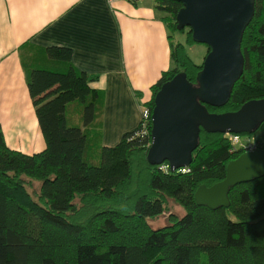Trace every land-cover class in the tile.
<instances>
[{
	"label": "trees",
	"instance_id": "16d2710c",
	"mask_svg": "<svg viewBox=\"0 0 264 264\" xmlns=\"http://www.w3.org/2000/svg\"><path fill=\"white\" fill-rule=\"evenodd\" d=\"M263 2L255 0L246 31ZM155 7L168 30L172 66L142 102L148 115L114 146L103 141L106 93L94 85L99 75L79 69L68 47L19 46L45 146L15 149L0 124V264H264V176L232 187L228 206L196 200L200 186L226 178L228 163L242 154L231 147L243 149L246 137L231 141L202 128L188 167L173 171L168 161L149 160L156 93L179 72L197 82L203 67L186 48L196 43L191 32L186 42L176 40L184 31L177 20L182 3L156 0ZM257 32L250 45L244 33V71L229 101L235 107L264 97L263 17ZM250 136L264 149V121ZM203 145L212 147L206 155ZM169 199L184 212L171 211L155 227Z\"/></svg>",
	"mask_w": 264,
	"mask_h": 264
},
{
	"label": "crops",
	"instance_id": "0c3cea01",
	"mask_svg": "<svg viewBox=\"0 0 264 264\" xmlns=\"http://www.w3.org/2000/svg\"><path fill=\"white\" fill-rule=\"evenodd\" d=\"M155 6L156 0H0V124L9 145L37 150L38 119L18 50L26 41L68 47L79 69L99 75L94 85L106 93V145L135 129L142 102L172 65L168 30Z\"/></svg>",
	"mask_w": 264,
	"mask_h": 264
},
{
	"label": "water",
	"instance_id": "95a60500",
	"mask_svg": "<svg viewBox=\"0 0 264 264\" xmlns=\"http://www.w3.org/2000/svg\"><path fill=\"white\" fill-rule=\"evenodd\" d=\"M179 29L190 26L193 39L207 44L203 68L192 82L184 72L164 82L155 95L149 160L168 161L171 169L188 167L199 146L201 127L214 132H253L264 121V98L251 99L235 112L210 113L232 95L244 71L242 40L254 18L255 0H175ZM264 176V149L243 152L227 166L226 178L196 192L200 205L228 206L232 187Z\"/></svg>",
	"mask_w": 264,
	"mask_h": 264
},
{
	"label": "rangeland",
	"instance_id": "374dc122",
	"mask_svg": "<svg viewBox=\"0 0 264 264\" xmlns=\"http://www.w3.org/2000/svg\"><path fill=\"white\" fill-rule=\"evenodd\" d=\"M261 12H260V17L258 18V17H256L255 18V20H254V22L250 25V27H249V29L247 30V31H245V37L247 38V44L248 45H250V43H252V41H254L255 39H256V37H257V35H258V32H257V27H258V23H259V21L262 19V17L264 18V2H263V5H262V7H261V10H260ZM180 30H184V31H182V33L181 32H179V33H176V40L177 41H182V42H186V34L187 33H190L191 32V35H192V38H191V41H195V40H192L193 39V33H192V30H191V28H190V26L188 27V26H186V27H184V28H181ZM169 39V38H168ZM196 42V41H195ZM186 48H187V50H188V52H189V54H190V56L192 57V59L196 62V63H203L204 62V60H205V58H206V56H207V54L210 52V47L207 45V44H204V43H199V42H196V43H194V44H190V43H187L186 44ZM258 62H261L260 61V59L258 60V59H256V60H254V59H252V63H258ZM251 63V64H252ZM170 66H172V65H170ZM203 68V67H202ZM263 71H264V69H263ZM194 82V81H193ZM195 84L197 83V82H194ZM250 87H252V86H250ZM258 90H260L259 88H258ZM232 96V95H231ZM261 98H264V97H261ZM230 99H231V97H230ZM230 99H229V101H230ZM256 99H260V98H256ZM229 101L227 102V103H225L224 105H221V106H215V107H217L216 108V110L215 111H209V109H208V105L209 104H207L206 105V107H207V109H208V111L210 112V113H216V114H222V113H227V112H235V111H238L239 109H241V107L244 105V103L242 104V105H240V106H238V107H235L234 105H231V104H229ZM145 105H143L142 104V114H143V110H145L144 107ZM211 106H214V105H211ZM144 107V108H143ZM104 112H106V109H105V111ZM127 114H129L130 115V118H129V120H133L134 118H131L132 116H133V114L131 113V112H127ZM107 122H108V124L111 122V119H107ZM263 123V122H262ZM261 123V124H262ZM260 124V125H261ZM104 125H105V120H104ZM13 126V128H14V131H15V125H12ZM32 127L34 126V125H31ZM202 128H204V127H201V130H202ZM259 128H257L255 131H253V132H214V131H208L207 129H206V131L207 132H209V133H218V134H220L219 136H218V138H222L223 137V134H224V136L226 135L227 137H225V138H227V140H240L241 138H243V137H246L247 138V142H246V147H244L243 149H240V150H238V151H235V148L232 146L231 147V150L232 151H234V152H236V154H238L239 152H242L243 153V151L245 150V149H248L247 151H250V150H256V149H258L259 147H258V144L257 143H255L254 141L253 142H251V139L250 138H252L250 135H253L254 136V132H256L257 130H258ZM127 131H129V130H127ZM127 131H125L124 133H123V137H122V139L124 138V136H125V134L127 133ZM34 132V131H33ZM25 137H26V135H25ZM250 137V138H249ZM238 138V139H237ZM35 142H37V145H36V149H42V148H44V146H45V143H44V141L43 142H41V139H40V133L39 132H37L36 133V136H35ZM209 139V138H208ZM210 140H212V139H210ZM260 140V143H263L262 141H261V139H259ZM121 141V140H120ZM119 141V142H120ZM213 141V140H212ZM118 142V143H119ZM249 142V144H247ZM117 143V144H118ZM105 144V143H104ZM200 144H201V132H200V143H199V146H200ZM209 144V143H208ZM106 145V144H105ZM210 145V144H209ZM108 146H114V145H108ZM199 146L197 147V148H199ZM215 146V145H214ZM196 148V149H197ZM195 149V150H196ZM210 149H212V147H204V145H203V147H201V151H200V155H206L207 153H208V151H210ZM194 150V151H195ZM235 155V154H234ZM241 155V154H240ZM239 155V156H240ZM238 156V157H239ZM200 158V160H201V158H202V156H200L199 157ZM237 158V157H236ZM236 158H234V159H236ZM234 159H232V160H234ZM192 163V162H191ZM229 164V163H228ZM191 165V164H190ZM181 168V167H180ZM178 169V168H177ZM174 171V170H173ZM213 185V184H212ZM212 185H207V186H212ZM173 212L174 214H177L178 216H180V215H182L183 214V212H184V209L182 208V207H180L176 202H174L173 200H171V199H169L168 200V207H167V209H166V212H165V214H163L162 216H160L159 217V219H155V220H152V224L156 227V226H158V225H163V224H165V222H167L168 220H169V213L170 212ZM141 230L142 229H145L144 227H142V228H140ZM135 231V230H134ZM136 233H138V231H135ZM123 239H124V237H123Z\"/></svg>",
	"mask_w": 264,
	"mask_h": 264
},
{
	"label": "built area",
	"instance_id": "2783aa9c",
	"mask_svg": "<svg viewBox=\"0 0 264 264\" xmlns=\"http://www.w3.org/2000/svg\"><path fill=\"white\" fill-rule=\"evenodd\" d=\"M110 2H113L114 0H109ZM131 1H135V0H131ZM145 107V108H144ZM143 108L145 109V110H143V117L144 116H147L148 115V108L146 107V106H144ZM143 117H142V119H143ZM238 139V138H237ZM235 141H237V140H235Z\"/></svg>",
	"mask_w": 264,
	"mask_h": 264
}]
</instances>
